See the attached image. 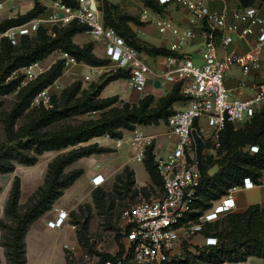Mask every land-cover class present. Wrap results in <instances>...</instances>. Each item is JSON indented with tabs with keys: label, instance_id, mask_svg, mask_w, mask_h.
Returning a JSON list of instances; mask_svg holds the SVG:
<instances>
[{
	"label": "built area",
	"instance_id": "2783aa9c",
	"mask_svg": "<svg viewBox=\"0 0 264 264\" xmlns=\"http://www.w3.org/2000/svg\"><path fill=\"white\" fill-rule=\"evenodd\" d=\"M43 1L44 13L0 32V49L3 40L17 45L21 37L32 36L41 27L50 32L54 26L62 27L75 21L87 27L85 34L94 38L108 60L107 65L90 66L84 80H91L92 75L103 67L108 71L121 69L129 71L128 84L132 89L144 90L150 70L146 54L129 44L113 27L104 24L103 0H74L75 6L61 0ZM150 1L162 6V12L174 8L186 13V23L169 49L178 51L181 45L198 38L200 60L196 62L188 54L165 56L167 69L163 78L171 85L179 83L180 93L185 98L184 107L174 109L166 122L175 141L168 151L159 154L154 152L152 135L134 129L128 137L141 161L146 148L153 146L162 194L156 199H142L131 205L122 231V255L102 264H164L181 257V244L192 242L199 235L203 243L198 247L215 245L216 237L202 234L206 224L233 212L236 189L257 184L250 177H244L241 184L228 188L209 207L192 217L202 177L201 161L219 157L215 150L220 147V134L227 123L238 129L264 107V18L259 14L264 9V0H252L247 6L240 0H223L226 5L221 10L209 7L212 0H143ZM148 6L141 7L140 21L153 24L159 34L166 33L171 25L170 19L164 16L167 14L161 15ZM249 36H253L250 48L239 51L238 41ZM53 53L63 59L64 69L78 63L66 52L56 50ZM39 63L18 69L24 75L22 85L38 76ZM58 92L55 84L43 88L31 99L30 107H49L52 95ZM102 138L114 140L118 145L124 140L108 134ZM245 150L254 153L258 147L251 145ZM213 167L208 169V174L214 173L210 172ZM90 182L93 187H98L105 178L97 174ZM55 211L57 216L47 221V226L52 228L64 225L70 217L69 212L58 208ZM71 251L76 253L74 247Z\"/></svg>",
	"mask_w": 264,
	"mask_h": 264
},
{
	"label": "trees",
	"instance_id": "16d2710c",
	"mask_svg": "<svg viewBox=\"0 0 264 264\" xmlns=\"http://www.w3.org/2000/svg\"><path fill=\"white\" fill-rule=\"evenodd\" d=\"M61 1L70 6L76 4L74 0ZM240 1L245 6L252 4V0ZM144 3L151 5L150 2ZM156 8L163 9L162 6ZM102 9L104 24L113 27L139 52L151 57L177 55L168 48L155 46L139 38L129 23L137 26L143 23L136 16L119 14L120 8L115 3L103 0ZM45 10L44 5L35 2L32 9L24 15L2 20L0 32L22 24L44 13ZM86 30V26L73 21L66 26H54L50 32L41 27L34 36L21 37L17 45H11L6 40L2 41L0 95L10 94L13 91H16V94L15 101L8 110H4L0 102V122L5 134V143H0V146H9L0 152V173L12 172L15 168L14 163L6 159L7 156L21 163L33 165L37 162L38 156L45 151L71 147L49 162L43 183L29 196L22 209L19 203L20 178L17 175L13 177L4 205L3 218H0V246L3 247L9 264L27 263L25 236L30 225L50 210L63 190L82 174V169L76 168L65 172V168L79 158L107 150L97 142L81 145L82 143L105 134L120 139L123 131L134 130L137 125H154L161 120L167 122L174 111V104L185 101L180 93L179 83L173 84L170 91L159 97L157 101L152 94L145 95L133 104L119 101L118 96L101 98L100 91L108 82L129 78V71L118 69L102 74L100 82L90 84L89 90L81 89V82L77 81L61 90L59 94H53L49 107L31 108V99L62 74L64 61L57 60L47 71L24 85L21 84L24 75L16 73L21 67L38 61L43 62L56 50L70 54L78 63L82 62L90 66L108 64L107 59L93 53L94 44L79 45L73 41L74 35L84 33ZM27 109H31L29 121L15 129L17 119ZM96 112L98 116L92 117L91 114ZM83 114L89 117L80 120L77 124L68 123L55 131L46 129ZM219 140L220 147L217 149L219 157L217 159L209 157L200 163L202 177L194 202V208H199L198 212L209 207L212 201L223 195L228 188L241 184L244 177H250L258 182L264 169V107L238 129L227 123ZM251 145L257 146L258 150L254 153L245 150ZM8 153L10 155H7ZM142 163L151 180L158 178L162 190V180L154 162L153 146L146 148ZM213 166H216V171L208 174V169ZM132 175L134 176V173ZM195 216L196 214L193 215ZM88 221L89 218L86 217L82 223V232L87 231ZM202 234L216 237L217 243L202 247L195 246L194 253L188 251L185 244L181 257L177 260L170 259L164 264H228L244 261L249 256L264 259V206L252 204L243 212L227 213L221 219L206 224ZM122 237L120 234L115 236L118 246L116 254L98 252L100 264L106 260H115L122 255ZM76 238L79 239L78 232Z\"/></svg>",
	"mask_w": 264,
	"mask_h": 264
},
{
	"label": "crops",
	"instance_id": "0c3cea01",
	"mask_svg": "<svg viewBox=\"0 0 264 264\" xmlns=\"http://www.w3.org/2000/svg\"><path fill=\"white\" fill-rule=\"evenodd\" d=\"M112 2L118 5L120 9L127 12V14L134 15V13L137 12L138 19L141 7L145 5L148 6V4H145L143 0H112ZM150 3L151 7H148L154 12L161 13V15L167 14L164 16H167L170 19V29L164 34H159L153 24L142 22L140 21V19L139 21L142 22L143 25L137 26L133 23H129V25L139 38L155 46L165 47L169 49L170 44L175 41L177 34L183 29V26L186 23V13L177 11L174 8H169L168 10L162 12V10H158L156 8L159 5H157L155 2L150 1ZM225 5L226 3L223 0H212L209 2V7L213 10H221ZM259 14L262 18H264V9H261L259 11ZM141 30L143 37H140L138 34ZM77 35L79 34L73 36V41L79 45H82L81 43L76 41ZM82 35L88 36L84 33ZM252 40L253 36H249L243 40H239L237 43V49L239 51L248 50L252 44ZM200 49V39L195 38L192 41L181 45L179 50L174 52L179 55L188 54L192 56L194 61L198 62L200 60ZM93 53L98 57H103V50L96 41L94 44ZM262 57L264 58V52L262 54ZM145 59L150 70L147 83L142 92H138L132 89L128 84V79L119 78L116 80H112L104 85L100 91L99 96L101 98L118 96L119 101L133 104L137 103L145 95L152 94L155 101H157L159 97L169 92L172 88V85L167 83L163 78V74L167 69L165 65V57H151L146 55ZM85 68L89 69L90 65L80 62L77 64H73L69 69H72L73 71L79 72L80 74L84 75L88 73ZM108 70L109 69L107 67L101 68L100 72L93 74L94 76L92 77V80H98L99 77L105 72H108ZM156 81H159L160 83L158 87L155 86ZM228 83L230 84V81H228ZM184 105V101L177 102L173 107L174 109H179L183 108ZM135 129L141 130L144 133L152 135L154 137L155 153L164 154L169 150V148L175 141V136L170 133L169 128L165 123H159L157 125L151 126L137 125ZM129 133L130 131L128 130L123 131V138H128ZM91 142H97L100 145L109 143L108 140L103 139L102 137L93 138L91 139ZM125 148L129 147L126 146ZM63 152L64 151L62 150L46 151L38 158L35 164L24 170L23 174L17 175L20 178L21 182V195L19 201L20 204L22 202V198L25 197L28 193L32 192L37 184L43 183V179L49 162ZM130 152L133 153V151ZM101 155L102 154H92L87 159L86 157L79 158L65 168V172L76 168L82 169V174L69 187L63 190L62 195L54 201L50 210L43 213L30 225L25 236L27 256L26 264H52L54 258L58 255L62 258L63 264H66L64 258V248H71L70 246L73 245L74 242H76L74 231L75 224L70 223L68 220L64 225L60 227L52 228L47 226V221L53 220L57 216L55 208L70 212V210L74 208V206L77 205L88 193L87 191H89V189L93 187L90 183V179L97 174H101L106 181L112 174L118 172L117 170L120 171V168L125 165L130 166L134 170L131 163V161L134 159L129 158L126 160V162H121V164L115 168L106 165L105 163L107 160L100 159L99 156ZM83 159H85V161H82ZM68 167H70V169H67ZM150 182L151 180L148 174V180H146L145 183H136L138 184V186H146ZM256 183L257 184L254 187L247 189L238 188L233 192L235 201V209L233 210V212H243L248 208V206L252 204H260L264 206V169L261 171V176ZM10 187L11 184L9 183L8 185L4 186L0 192V217L3 216L4 205L8 198ZM202 243L203 239L200 235L196 236L192 240V244H194L195 246H200L202 245ZM2 251L3 249L0 247L1 264L3 260ZM241 262H245V264H264V259L255 256H249L246 258V260ZM241 262H233L228 264H241Z\"/></svg>",
	"mask_w": 264,
	"mask_h": 264
},
{
	"label": "rangeland",
	"instance_id": "374dc122",
	"mask_svg": "<svg viewBox=\"0 0 264 264\" xmlns=\"http://www.w3.org/2000/svg\"><path fill=\"white\" fill-rule=\"evenodd\" d=\"M109 1L112 2V0ZM35 2H39L42 5L45 4L43 0H0V4H1L0 22L7 18H15L17 16L24 15L25 13H27L29 10L32 9ZM124 13L127 12L120 9L119 14H124ZM133 16H136L138 18L137 12L134 13ZM78 34L79 35L76 36V41H78L82 45L86 43L95 44V40L91 36L89 35L84 36L82 35L83 33L82 34L78 33ZM138 34L140 37H143L142 30L139 31ZM59 59L60 58L58 57L57 53H52L47 59H45L42 62V65H40L41 62L38 61L40 63H39V67L36 68L37 74L40 75L41 73L47 71L50 68V66ZM85 69L89 74V69L88 68ZM109 72L111 71L105 72L104 74ZM16 73H20V71L17 70ZM83 76L84 75L80 74L79 72L73 71L72 69L63 68L62 74L52 84L57 85V90L59 91L57 94H59L61 90L71 86L77 81L81 82V89L89 90L90 84L99 83L101 79L100 76L99 79L96 81L92 79L89 81H85ZM93 76L94 75H92V77ZM15 94L16 91H13L10 94L0 95V102L2 103V107L4 110H8L12 106V104L15 101ZM30 110L31 109H27L17 119L15 129H18L20 126L24 125L29 121L31 115ZM91 116L97 117L98 113L97 112L92 113ZM88 117L89 116L86 114L77 115L74 116L73 119L66 120L59 124L51 125L46 129L49 131H55L63 125H66L68 123L77 124L79 123L80 120L87 119ZM159 123L166 124V122H163L162 120ZM151 125L153 124L142 125V126H151ZM108 142L109 143L105 145H100L98 143L100 146L107 149L105 152L98 153V154H102L101 156H99V158L107 160L105 164L108 165L109 167H115V168L119 166L121 162L123 163L126 162V160L129 158L134 159L131 161V163L133 165L135 173L130 166L128 165L123 166L122 168H120V171L117 170L118 172L112 174L102 185L98 187H92L91 189H89V191H87L88 193L82 198V200L77 205H75L74 208L70 210L69 222L75 224L74 231H75V239H76V242H74V244L71 245L70 247H74V251L76 252V254L72 253L71 248H64V258L66 264H100L98 252H108L112 255L116 254V252L118 251V246L115 236L116 234H120L122 237L123 227H125V223L127 219L126 213L129 212L131 205L142 199H150V198L156 199L160 197V195L162 194V190L160 188V185L158 184L157 177L154 180L150 179L151 182L148 183L146 186H138L137 183L143 184L145 183L146 180H148V174L146 172L144 163H142L139 159H137L136 152L135 150H133V148H131L133 146L130 145L128 138L127 139L125 138L119 145L116 143V141L108 140ZM0 143H5V134L1 122H0ZM88 143H93V142H91L90 140L89 142L82 143L81 145ZM5 145H9V144H5ZM77 146L79 145H76V147ZM126 146L129 148H125ZM5 147H9V146L1 147L0 152H3ZM69 149H71V147H67L61 150L66 152ZM7 151H11V150H7ZM130 151H133V153H131ZM215 152L217 153V149L215 150ZM9 153L7 155H10ZM43 153L40 154L38 158L41 155H43ZM89 156H85L86 159L89 158ZM6 159L12 161L14 163L15 168L12 172L0 173L1 190L3 189L4 186L8 185L9 183L11 184L12 179L15 175L23 174V171L31 166L16 161L15 159H12L10 156H7ZM82 161H85V159H83ZM67 169H70V167H68ZM215 169L216 167H213L210 172L213 173ZM132 173H134V176L132 175ZM133 178H134V182H133ZM41 184H37V186L32 192L28 193L25 197L22 198V202L20 204L21 209L26 204V201L29 198V196ZM142 187H144L143 190H139V188ZM20 195H21V191H20ZM19 201H20V197H19ZM197 211H199L198 207L195 208L194 214ZM223 216L224 215H222L219 219H221ZM86 217L89 218L87 231L82 232L81 231L82 223ZM0 218H3V216ZM76 232H78L79 239L76 238ZM185 244L187 245L188 251L193 253L196 252L195 245L192 244V242H183L180 248V256L182 254V250ZM0 247L3 249L2 246ZM2 258H3L2 264H9L5 256L4 249L2 251ZM52 264H63V260L58 255L54 258Z\"/></svg>",
	"mask_w": 264,
	"mask_h": 264
},
{
	"label": "water",
	"instance_id": "95a60500",
	"mask_svg": "<svg viewBox=\"0 0 264 264\" xmlns=\"http://www.w3.org/2000/svg\"><path fill=\"white\" fill-rule=\"evenodd\" d=\"M159 84H160L159 81H156V82H155V86H156V87H158Z\"/></svg>",
	"mask_w": 264,
	"mask_h": 264
},
{
	"label": "bare ground",
	"instance_id": "6f19581e",
	"mask_svg": "<svg viewBox=\"0 0 264 264\" xmlns=\"http://www.w3.org/2000/svg\"><path fill=\"white\" fill-rule=\"evenodd\" d=\"M48 63V62H47ZM41 65V64H40Z\"/></svg>",
	"mask_w": 264,
	"mask_h": 264
}]
</instances>
